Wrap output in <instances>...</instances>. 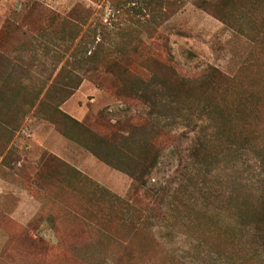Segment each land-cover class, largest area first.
<instances>
[{
	"label": "rangeland",
	"instance_id": "obj_1",
	"mask_svg": "<svg viewBox=\"0 0 264 264\" xmlns=\"http://www.w3.org/2000/svg\"><path fill=\"white\" fill-rule=\"evenodd\" d=\"M109 1L0 0V84L10 76L12 83L33 91L51 81L72 49L58 33L68 30L61 21L75 5L82 7L81 17L89 11L80 35L102 24L108 30L127 25ZM172 1L179 8L168 19L140 16L147 22L141 37L148 52L168 57L180 75L195 78L214 66L232 76L254 58L257 46L249 38L194 0ZM22 66L26 76L19 74ZM139 90L141 100L121 99L85 77L60 108L87 126L145 120L126 139L136 146L155 137L160 146L142 183L65 138L48 121L25 118L9 143V163L0 157V264H264V247L252 240L235 212L243 196H256L255 154L244 149L210 158L198 150L212 140L204 113L170 105L158 84ZM49 154L96 184L85 191L94 192L98 203L85 208L79 196L67 204V190L44 189L35 176ZM101 193L113 197L121 223L103 218Z\"/></svg>",
	"mask_w": 264,
	"mask_h": 264
},
{
	"label": "trees",
	"instance_id": "obj_2",
	"mask_svg": "<svg viewBox=\"0 0 264 264\" xmlns=\"http://www.w3.org/2000/svg\"><path fill=\"white\" fill-rule=\"evenodd\" d=\"M111 11L126 20L122 27L100 25L98 31H80L87 16L75 5L62 19L68 30L58 34L68 39L69 57L54 77L37 89L26 90L23 84L12 83L9 77L0 84V157L9 163V143L15 131L28 115L48 121L58 133L74 141L105 164L142 183L145 173L157 163L160 146L155 137L130 146L132 130L146 121L124 119L87 126L64 112L60 106L80 86L85 77L98 88L110 89L121 99L141 100L140 88L150 83L162 86L164 98L170 105L182 104L186 109L204 113L209 120L212 140L198 150L210 157L221 153L252 150L258 162V186L255 197L243 196L235 204L236 216L242 226L249 228L252 240L264 247V0H194L193 4L206 11L225 26L249 38L257 53L232 76L214 66H208L198 77L180 75L170 59L151 53L141 37L147 22L141 19L155 16L168 19L179 8L172 0H110ZM136 3L137 6L131 5ZM155 14V15H154ZM146 23V24H145ZM111 25V23H110ZM80 36V37H79ZM79 37V40L76 39ZM57 68V67H55ZM16 71L11 68V74ZM22 66L20 76H26ZM140 94V95H139ZM214 149V152L210 148ZM44 189L67 190V204L82 201L87 208L98 203L96 194L85 191L95 186L88 177L54 154H49L36 171ZM101 191H104L101 189ZM101 197H104L101 193ZM101 214L105 220L121 223L114 210L112 196L102 198ZM104 208L106 210H104ZM130 222V221H129ZM140 228H135L139 230Z\"/></svg>",
	"mask_w": 264,
	"mask_h": 264
}]
</instances>
